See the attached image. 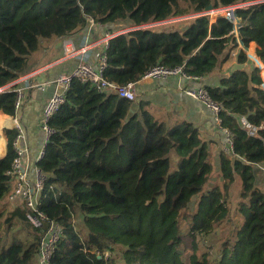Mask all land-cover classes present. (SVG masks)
I'll use <instances>...</instances> for the list:
<instances>
[{
    "label": "trees",
    "instance_id": "16d2710c",
    "mask_svg": "<svg viewBox=\"0 0 264 264\" xmlns=\"http://www.w3.org/2000/svg\"><path fill=\"white\" fill-rule=\"evenodd\" d=\"M207 5L236 6L237 23L214 18ZM171 11L188 17L160 23ZM87 17L101 32L118 31L109 39L104 76L119 85L136 82L156 65H181L202 79L233 57L238 67L216 85L200 82L222 105L221 124L232 133L235 156L219 152L221 181L203 190L215 157L197 126L159 120L148 100L104 95L73 79L47 121L51 133L36 162L45 174L38 207L47 220L34 221L29 207L7 199L13 179L6 171L19 130L3 128L0 264H37L50 219L62 227L51 264H118L103 256L118 243L125 247L124 264H264V182L255 181L264 174V0H0V111L15 116L22 107L24 99L15 108L13 82L37 67L33 55L42 43L61 36L78 42ZM237 116L256 126V134L249 135ZM172 148L179 162L169 173ZM236 176L242 221L210 258L199 240L227 218ZM76 213L87 231L75 228ZM11 226L26 239H6L2 232Z\"/></svg>",
    "mask_w": 264,
    "mask_h": 264
},
{
    "label": "built area",
    "instance_id": "2783aa9c",
    "mask_svg": "<svg viewBox=\"0 0 264 264\" xmlns=\"http://www.w3.org/2000/svg\"><path fill=\"white\" fill-rule=\"evenodd\" d=\"M235 7L236 6H230L222 9L223 16L228 17L234 23L236 22L234 14ZM86 19L88 21L86 25V33L78 40V42L74 41V39L64 42L57 49V55L53 62L46 66L34 69L33 71L20 76L13 82L17 84L14 89L16 92L14 103L16 109L20 108L28 89L37 88L41 93H46V89L50 87V94L44 100L40 123V128L44 133L45 141L51 133L47 121L64 103L66 91L73 79L90 84L96 91L104 95L114 93L130 100H133L136 97V91L134 88L135 82H130L126 85H119L114 81L106 79L104 76L107 61L106 50L109 45V39L117 34L118 31H98L96 30L97 24L93 19L90 17H87ZM142 77H152L157 79L176 78L180 83L182 91L187 96L201 102L211 111L215 125L224 135V152L228 154L230 158L235 156L233 151L232 133L227 127L221 124L222 120L220 111L222 105L210 95L203 85L198 84L201 79L200 76L187 74L181 65L171 68L163 65H156L147 70ZM190 82H194L195 84L192 85ZM236 120L249 135L256 134L258 128L249 124L244 116H237ZM16 127L21 131V127L18 123L16 124ZM16 141L17 139L15 138L13 144L16 156L6 171V173L12 176L13 179V188L7 195V199L11 203H24L29 207L33 212L32 219L34 221L40 222L47 220V215L38 207L39 199L43 195L45 174L36 163H32V168H30L29 162L23 159L26 150L19 148ZM43 153L44 148H41L35 157L36 162L42 158ZM61 232V224L54 219H50L46 235L40 241L36 259L37 264H51V257L55 245L61 236ZM112 251L113 247L111 250H106L103 254L104 258H113Z\"/></svg>",
    "mask_w": 264,
    "mask_h": 264
},
{
    "label": "crops",
    "instance_id": "0c3cea01",
    "mask_svg": "<svg viewBox=\"0 0 264 264\" xmlns=\"http://www.w3.org/2000/svg\"><path fill=\"white\" fill-rule=\"evenodd\" d=\"M96 30L101 31L98 26L96 27ZM72 39H74V41L76 40V38L63 36L51 40V45L55 46L53 58L49 57L46 63L38 66L37 68L46 66L47 64L53 62L57 55V49L64 42ZM250 43L254 45L253 50L255 52V43ZM241 47L247 54L248 50L246 51V48L243 46ZM249 58L254 65L258 66L253 62L252 57L249 56ZM237 67L235 59L231 57L229 60L224 62L218 73L205 76L201 80L203 83L216 85L218 83V79L222 75L230 74ZM190 84L193 85L195 83L190 82ZM198 84L202 85L200 81ZM134 88L136 91L135 100H148L152 107L150 110L154 115L156 114L155 111L158 110V112H163V117H167L166 119L171 122L185 120L197 126L201 131L203 138L210 141L209 146L217 145L215 149L216 154L214 155V161L216 165H219L218 154L220 151L224 152V135L215 125L211 111L201 102L187 96L182 91L180 83L176 78L157 79L152 77H142L134 83ZM50 90V87H48L46 89V93H41L37 88L28 89L23 105L20 110L16 112L15 116H11L0 111V157L4 156L6 152V139L3 134V128L16 127V124L18 123L21 127V131H19V134L16 137V144L19 148L26 150L23 159L29 162L30 168H32V163H36L35 157L39 150L44 148L43 145L46 142L44 133L40 128V123L42 119L44 100L50 94ZM2 118H5L3 122H1ZM260 169L264 172V167H261Z\"/></svg>",
    "mask_w": 264,
    "mask_h": 264
},
{
    "label": "rangeland",
    "instance_id": "374dc122",
    "mask_svg": "<svg viewBox=\"0 0 264 264\" xmlns=\"http://www.w3.org/2000/svg\"><path fill=\"white\" fill-rule=\"evenodd\" d=\"M173 10V9H172ZM172 13V16L170 15ZM168 16V18L160 23H164V22H168V21H176L179 20L180 18L183 17H188V16H181V17H176L174 15V12L171 11ZM211 15L215 18L216 16L220 15L223 16V11L222 9L219 10H213V12H211ZM237 23V19L236 22ZM159 24V23H157ZM248 47H251L253 49L254 45L252 43H249ZM246 51H247V48ZM256 48V46H255ZM55 51V46L51 45L50 41H44L42 43V46L39 50H37L34 55H33V59H35L36 62H38L37 67L46 63L49 59V57L53 58V53ZM259 60V59H258ZM253 62L256 64V62L253 60ZM36 67V68H37ZM261 77L264 75V70H263V66L261 67ZM264 81V79H262ZM155 117L159 120H167V117H163V112H158L155 111ZM169 119V116H168ZM168 122L171 123V121L168 120ZM216 146L217 145H211L210 149L211 152H213V155L216 154ZM169 156V160H170V169H169V173L175 171L178 168V162H179V157L176 153L175 148H172L168 154ZM213 162V172H212V176L210 178L209 181H207L204 185H203V190H206L208 188H210L211 186L217 185L219 184V182L221 181V178L218 174V165H216L214 160H211ZM255 181L258 185H262L264 182V175L263 174H259L257 173L255 175ZM240 187H241V181L238 178V176L235 177L230 190L228 191L229 197H228V205H229V213L227 218H225L224 220H222V222L218 225L215 226V229L213 232H211L210 234H208L207 236H202L199 240V249L200 251H207L209 253L210 258H216L219 254V252L221 251V244L222 242L229 237V239H231L233 237V230L237 227L240 226L241 223V217L238 213V209L240 206V199H239V192H240ZM13 204V203H12ZM8 207H11V205H8ZM73 222H74V226L76 229H78L79 231H87L85 225L82 222L81 216L76 213L73 217ZM80 227V228H79ZM6 236V239H9V237L12 234H16L19 237H21L22 239H26V234L24 233V231L21 230H17V227H13L11 226L9 228V230H7L6 232H2V235ZM113 251H112V256L115 259V261L118 264H124V261L122 259V255H121V250H124L125 247L121 244H114L113 246Z\"/></svg>",
    "mask_w": 264,
    "mask_h": 264
},
{
    "label": "water",
    "instance_id": "95a60500",
    "mask_svg": "<svg viewBox=\"0 0 264 264\" xmlns=\"http://www.w3.org/2000/svg\"><path fill=\"white\" fill-rule=\"evenodd\" d=\"M205 10H206L207 12H211V11H213L211 5H207L206 8H205Z\"/></svg>",
    "mask_w": 264,
    "mask_h": 264
}]
</instances>
